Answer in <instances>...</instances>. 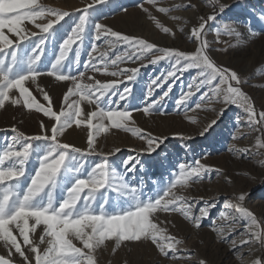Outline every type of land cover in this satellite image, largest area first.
<instances>
[{
    "label": "snow or ice",
    "instance_id": "snow-or-ice-1",
    "mask_svg": "<svg viewBox=\"0 0 264 264\" xmlns=\"http://www.w3.org/2000/svg\"><path fill=\"white\" fill-rule=\"evenodd\" d=\"M144 2L141 0L139 7L155 21L157 28L174 38L176 33L152 16ZM146 2L165 15L179 10L199 11L192 0L172 6H163V0ZM109 3L111 0H91L83 8L67 11L48 7L38 0H0V109L6 105L34 109L53 121L49 128L41 120L40 132L32 135L12 126L8 130L12 135L0 144V247L4 249L0 264H98L97 251L106 247V242H114L113 253L124 242H150L164 258H184L178 247L184 241L160 226L159 213H177L197 231L206 220H212V230L230 245L234 254L243 256L245 247L248 255L264 251V221L246 206V192L234 194L223 208L215 198L196 199L177 194L180 189L211 179L212 173H220L219 169L202 163L203 157L192 163L177 161L171 165L167 183L163 178L154 182L155 195L145 196L142 176L137 183L138 173L145 170L141 156L159 154L157 150L167 137L129 126L130 121L135 123L132 112L141 109L131 108L129 98L135 99L133 88L125 84V81L135 84L142 68L164 62L167 68L146 86L142 111L166 114L162 107L176 82L195 70L186 90L181 85L175 103L185 111L215 112L216 118L199 135L210 133L228 108L235 106L243 112V116L237 117L236 127H242L239 122L246 121L251 130L260 134L255 147L264 149V103L258 111L254 99L243 90L248 81L214 57L215 52L227 51L223 47L213 48L214 44L225 43L221 35L234 38L237 41L234 46L244 39L233 21L223 19L243 0H237L236 4L205 0L211 12L199 15L187 33L196 45L191 51L161 47L144 38L122 34L99 20L93 23L97 5ZM249 15L264 25V9L259 14L253 10ZM73 17L74 26L69 32L66 18ZM171 18L182 20L180 16ZM217 20L221 21L218 25ZM27 24L38 31H32ZM213 25L216 39L209 41L207 36ZM245 25L248 38L264 35V30L258 33L250 21H245ZM179 31L183 33L184 27ZM89 38L90 48L86 43ZM84 53L87 60L80 70ZM127 62L138 66L121 67ZM88 72L123 79L103 82L94 75L86 77ZM44 75L69 85L58 111L53 110V97L38 82ZM29 82L36 86L47 105L37 101L26 86ZM121 84H125L122 90ZM154 95L156 98L151 99ZM193 97H197L194 102ZM85 104L94 106V110L85 112L82 107ZM208 104L221 107L208 109L205 107ZM191 122L196 123L195 118ZM82 124L87 128L86 149L61 142L59 137L66 129L73 125L79 128ZM110 129L131 133L145 141L146 146L117 164L110 157L120 153V147L108 153H100L94 147L95 137ZM178 138L193 139L183 134ZM239 151L242 157L251 155L250 149ZM93 155L101 156L100 161L88 162L87 158ZM214 218L222 223L216 225ZM242 222L244 228L240 231L237 226ZM237 235L242 237L239 243L235 239ZM198 264L208 262L201 259ZM251 264H264V255L254 258Z\"/></svg>",
    "mask_w": 264,
    "mask_h": 264
},
{
    "label": "rangeland",
    "instance_id": "rangeland-1",
    "mask_svg": "<svg viewBox=\"0 0 264 264\" xmlns=\"http://www.w3.org/2000/svg\"><path fill=\"white\" fill-rule=\"evenodd\" d=\"M38 2L48 7L74 11L77 8H83L91 0H38ZM186 2L187 0H163V6ZM192 2L199 6L198 12L179 10L165 15L156 11L145 0L144 7L148 8L152 16L156 17L161 24L171 28L176 33L174 38L157 28L155 21L139 7L141 0H111L109 4L97 5L98 11L94 14L93 23L99 20L122 34L144 38L161 47H174L191 51L196 45L189 40L187 33L196 23L199 15L211 12V9L205 5V0H192ZM223 2L236 4L237 0H223ZM122 9H126V11ZM261 9H264V0H243L239 7H234L231 12L224 15L223 19L225 21H233L238 30L244 34V39L238 42V46H234L237 45V41L234 38L221 35L220 39L225 41V43L213 45V48L223 47L227 49L226 52H215L214 57L219 64L237 70L248 81L243 90L254 99L258 111L260 110L259 105L264 103V35L248 38V29L245 21H250L252 28L258 33L264 30V25L249 15L253 10L259 14ZM76 15L78 16L79 13ZM172 16H180L182 20H173ZM66 20H68L66 27L70 32L71 27L74 26L75 17L66 18ZM220 22V20H217L216 24L218 25ZM181 26L184 27L183 33L179 31ZM27 27L32 31H38L31 24H27ZM214 28L215 25H213V30L207 36L209 41L216 39ZM91 42V38L86 42L89 48ZM120 47L122 49L123 45ZM86 60L87 53H84L81 57L80 70H83V63ZM137 66L138 64H132L131 62L121 65V67ZM166 68V64L148 65L147 68L141 69L140 76L135 84L125 81V84L133 88L135 96V99L129 98L131 108L141 109L140 111L132 112L135 123L133 124L130 121L129 126L139 127L155 136L167 137L164 144L157 150L159 154L152 153L151 155L145 154L141 156V162L145 164V170L142 173H138L137 183L139 182V177L142 176L145 196L155 195L157 184L154 182L163 178L164 183H167L169 172L172 170L171 165L177 161L192 163L195 159L203 157L202 163L219 169L220 173H212L211 179H205L195 185H191L187 189H180L177 194L196 199L200 197H204L206 200L215 198L219 201V207L223 208L226 200L231 199L234 194L244 191L248 194L246 206L260 221H264V155L260 154L264 153V149L255 147V137L260 134L251 130L247 126L246 121H240L239 123L243 126L240 128L236 127L237 117L243 116L241 109L235 106L229 107L226 115L219 119L214 129L205 136H200L199 132L212 119L216 118L215 112L211 110L185 111L182 108L178 109L175 103V100L181 94V85L186 90L190 77L195 74V70H192L189 73H185L176 82L173 92L166 98L162 107V112L166 114H160V112L143 113L142 107L147 84ZM89 75H94L103 82L123 79V77H111L101 73H86V77ZM38 82L53 97V110L58 111L61 106L62 96L69 86L68 83L55 82L53 77L46 75L39 77ZM85 82H88L86 78ZM125 84L120 85L121 90ZM26 86L30 88L38 102L47 105L48 102L42 99L35 85L29 82ZM159 94L160 90H157L156 95ZM198 96L199 93H197ZM197 97H193V102ZM155 98L156 96L154 95L151 99ZM189 104L191 107L192 102H189ZM82 107H84L85 112L94 110V106L85 104ZM205 107L219 110L221 105L208 104ZM191 118H195L196 123H192ZM41 120L49 128L53 123L51 118L43 117L41 113H36L34 109L25 110L20 106L6 105L5 109H0V144L5 142L6 137L12 135L8 131L12 126H16L19 130L29 135L39 133ZM105 123L107 124L108 122L105 121ZM179 134L191 136L193 139L187 141L180 139L178 138ZM234 136L239 138L233 139ZM59 139L61 142L86 149V125L82 124L79 128L73 125L71 128L66 129ZM145 146V141L132 136L131 133L117 129H110L108 133L99 134L94 141V147L100 153H108L115 147H120L121 152L110 157V160L115 161L117 164L125 157L135 155L136 152H139ZM133 149L135 151H132ZM232 149H235V151ZM241 149H250L251 155L242 157L239 151ZM87 159L88 162L95 163L100 161L101 156L93 155ZM229 179L231 182H228ZM159 216L160 226L167 228L169 234L184 241L183 244L178 246L184 253V258H164L158 254L157 249L150 242L143 244L139 242H124L113 253L114 242H106L107 246L97 251L98 264H198L201 259L206 260L208 264H251L250 260L252 261L254 258L264 255V251L248 255L247 247L242 249L243 256L231 252L230 245L222 242L212 230V220H206L202 228L197 231L177 213H159ZM214 222L216 225L222 223L218 218H214ZM244 223L242 222L241 224ZM74 243L79 246L77 241H74ZM188 252L193 253V255L187 256ZM3 253L4 249L0 247V254Z\"/></svg>",
    "mask_w": 264,
    "mask_h": 264
},
{
    "label": "bare ground",
    "instance_id": "bare-ground-1",
    "mask_svg": "<svg viewBox=\"0 0 264 264\" xmlns=\"http://www.w3.org/2000/svg\"><path fill=\"white\" fill-rule=\"evenodd\" d=\"M160 64H164L165 65V63L164 62H161ZM147 68V67H146ZM256 139L255 140H257V137H255ZM238 227V229L240 230V231H243V228H244V224H241V225H239V226H237ZM236 237H238V238H236V240H237V243H239V241H240V239L242 238L241 236H239V235H237ZM243 238H247V237H243ZM230 248V247H229ZM244 251V250H243ZM246 252H247V250H246ZM256 252H258V251H256ZM256 256V255H255ZM248 262V261H247ZM250 262H251V260H250ZM249 262V263H250Z\"/></svg>",
    "mask_w": 264,
    "mask_h": 264
}]
</instances>
